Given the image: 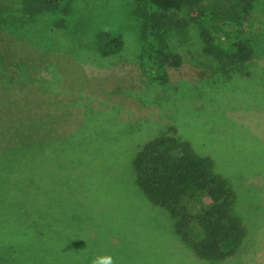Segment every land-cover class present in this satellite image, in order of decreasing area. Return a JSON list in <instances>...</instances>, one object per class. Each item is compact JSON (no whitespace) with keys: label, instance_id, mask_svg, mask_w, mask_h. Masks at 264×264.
<instances>
[{"label":"rangeland","instance_id":"obj_1","mask_svg":"<svg viewBox=\"0 0 264 264\" xmlns=\"http://www.w3.org/2000/svg\"><path fill=\"white\" fill-rule=\"evenodd\" d=\"M12 1L1 0L6 8ZM225 1H206L208 13ZM71 5L63 28L55 27L60 16L43 13L0 30L6 67L0 70V210L42 228L38 254L26 259L50 264L54 248L57 264H90L104 255L116 264H264V89L258 83L264 77V0L256 1L245 23L256 49L245 68L252 87L237 75L217 87L203 81L212 63L229 57L219 35L214 54L205 56L201 25L187 10L181 12L185 27L154 39L134 15L133 0ZM103 31L121 39L117 51H97L96 35ZM156 49L180 54L182 64L163 62ZM22 62L33 82L4 83L14 63ZM66 117L72 121L67 138L74 137L65 150L54 144L61 134L55 121ZM170 127L209 156L232 186L233 211L246 231L236 254L198 258L165 210L129 185L136 147ZM81 138L87 141L80 146ZM76 170L81 187L68 188Z\"/></svg>","mask_w":264,"mask_h":264},{"label":"trees","instance_id":"obj_2","mask_svg":"<svg viewBox=\"0 0 264 264\" xmlns=\"http://www.w3.org/2000/svg\"><path fill=\"white\" fill-rule=\"evenodd\" d=\"M206 1L209 0H133V13L155 39L185 27L188 21L182 19L181 12L187 10L192 16L191 22L201 25L200 37L205 56L214 54V37L219 35L225 40L226 55L229 57H220L217 64L212 63L211 73L203 81L217 87L237 75L245 76L249 86H254L256 83L253 77L247 76L245 68L254 57L256 49L246 34L245 23L257 0H226L218 5L217 10L209 13L212 8L205 5ZM13 2L18 5L15 6L16 10H13ZM12 4L6 8L0 0V30L9 24L18 26L26 18L33 19L43 13H56L60 16L55 27L63 28L72 6L71 0H13ZM148 9L150 12H147ZM12 10L15 13L8 12ZM96 38L97 51L103 55L117 51L122 45L118 36H111L107 31L99 32ZM103 41L106 48L101 47ZM155 51L163 62L171 66L177 67L183 62L178 53ZM2 64L4 62L0 50V70L6 68ZM155 71L162 79L163 75L157 67ZM27 74L23 62L14 63L9 75H5L4 83H32L33 79ZM258 83L264 89V77L259 78ZM73 137L74 134H70L68 138L59 139L54 146L62 145L66 139L69 141ZM83 139H80V146L87 141ZM132 158L129 185L140 190V195L147 200L145 202L165 210L173 230L198 258L218 261L235 254L242 246L246 231L240 216H236L233 211L235 192L232 186L226 178L214 171L213 160L199 154L190 141L177 135L173 127L152 137L140 147L137 146ZM78 160L71 161L80 166ZM79 170L82 171L80 167ZM120 177L123 179L119 173ZM192 223L201 229V237H194L190 225ZM5 235L8 238L4 239ZM42 235V228L38 229L0 210V261L4 264H35L34 257H31L30 262L26 254L29 258V254L39 250L35 242L39 243ZM26 238L32 240L29 241L32 247L30 244L23 247L20 245L25 244ZM50 249L54 253L50 264H57L58 256L54 248Z\"/></svg>","mask_w":264,"mask_h":264},{"label":"crops","instance_id":"obj_3","mask_svg":"<svg viewBox=\"0 0 264 264\" xmlns=\"http://www.w3.org/2000/svg\"><path fill=\"white\" fill-rule=\"evenodd\" d=\"M66 119H67L66 122H64V120H58V119H56V121H55V122H58L59 123L58 126L56 125V127H57V130L56 131L61 133L60 136L56 137L57 139L65 138L68 135V132H69L68 131V126L71 125L72 121L71 120L68 121V117H66ZM71 130L73 131L72 126H71ZM56 131H54V132H56ZM66 140L64 141V143H62V145H60L59 148H62L63 147L66 150V148L68 147V144H71L72 143V141H70V140L69 141H66ZM41 149L43 150V147ZM58 159H61V158H58ZM47 161H48V165H49V158H48ZM73 165L74 164H71V166H73ZM47 172H49V170H47ZM76 172H77L76 174H74V173L72 174L70 172V176H69L68 181H67L68 188H70V187H81L82 181H81V178L79 177V171L76 170ZM40 174H43V173H40ZM59 176H61V175L56 172V179ZM39 177H41V175ZM78 178H79V181L77 180ZM57 181H58V179H57ZM115 209H116V207H113V210H115Z\"/></svg>","mask_w":264,"mask_h":264},{"label":"clouds","instance_id":"obj_4","mask_svg":"<svg viewBox=\"0 0 264 264\" xmlns=\"http://www.w3.org/2000/svg\"><path fill=\"white\" fill-rule=\"evenodd\" d=\"M90 264H116V261L113 256L104 255L92 258Z\"/></svg>","mask_w":264,"mask_h":264}]
</instances>
